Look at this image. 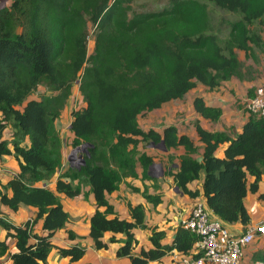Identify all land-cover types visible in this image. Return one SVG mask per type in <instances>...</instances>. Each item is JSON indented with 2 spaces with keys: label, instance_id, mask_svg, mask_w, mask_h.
<instances>
[{
  "label": "trees",
  "instance_id": "16d2710c",
  "mask_svg": "<svg viewBox=\"0 0 264 264\" xmlns=\"http://www.w3.org/2000/svg\"><path fill=\"white\" fill-rule=\"evenodd\" d=\"M133 1L11 0L9 7L0 8V160L11 156L18 166L15 177L0 182V206L12 212L20 207L36 210L33 220L19 225L5 220L0 210V228L6 234L0 240V259L46 264L52 250L72 263L82 259L84 246L51 242L60 231L70 241L83 239L67 229L71 218L60 195L92 196L95 211L88 237L98 251L118 244L115 257L127 258L129 264L159 261L172 251L196 258L195 234L177 224L167 242L165 231L146 226L142 204L128 202L130 219L125 220L108 199L125 180L138 179L137 168L142 180L152 179L148 174L156 156L140 149L162 142L166 151L184 149L176 157V168L169 166L164 174L182 195L202 197L225 224H239L244 231L249 225L245 199L258 193L264 175V118L248 114L235 137L207 131L196 122V141L174 126L162 133L143 131L138 118L183 100L197 84L214 90L241 78L236 51L247 56L260 45L249 26L263 25L264 0H168L153 12H132ZM208 4L228 16L221 15L214 24ZM88 24L94 30L90 53ZM221 28L227 29L225 40L219 37ZM76 82L83 105L70 114V146H89L79 168L69 166L61 173L63 143L56 121ZM39 88L45 93L33 98ZM192 108L209 122L222 115L201 97L193 99ZM8 128L10 139L4 136ZM57 173L54 190L36 186L51 182ZM201 176L200 188L188 189ZM142 197L153 208L162 203L160 194L144 191ZM37 222L42 234L33 232ZM136 229L148 230L147 248L136 239ZM118 235L124 236L123 242ZM8 239L15 241L14 252ZM252 259L264 264V253Z\"/></svg>",
  "mask_w": 264,
  "mask_h": 264
},
{
  "label": "crops",
  "instance_id": "0c3cea01",
  "mask_svg": "<svg viewBox=\"0 0 264 264\" xmlns=\"http://www.w3.org/2000/svg\"><path fill=\"white\" fill-rule=\"evenodd\" d=\"M257 24L261 25L258 22ZM237 53L238 51H236V54ZM241 80H242L241 78H235V77L231 78L228 82L223 83L219 88H216L214 90H209L205 86L197 84L193 90L187 93V95L183 100L173 101V102H177V101L188 100V102L191 104V108H190V111L192 112L191 115L185 116V114H187L188 112L181 111L180 110L181 106L180 104H178L176 106H173L174 108H176V113L178 114V117H171L168 116V114L166 113V116H163V118L159 122L151 121L153 114L156 113V115H158L159 112L157 113V111H160L162 109V112L160 113L162 114L164 113L163 111L164 105H163L158 110L144 114L143 116L144 120H142V123L138 118V124L143 131L154 130L157 133H162L163 129L167 126H174L178 129L179 133H184L187 136H189L190 139L196 141L194 124L198 122L199 125L207 131L225 132L231 137H235L240 132L242 125L244 124L247 118L244 112L241 111L242 106L239 107L238 104L242 105L244 101V97L246 96L245 97L246 99L248 92L250 90L254 91V87H259L264 85V74L260 75L259 79H256V84L251 83V80L249 82L248 80L247 81L246 80L241 81ZM40 90L43 91L39 92ZM42 93H45L44 89L39 88L37 92L33 95V98H37ZM195 97H201L204 100L205 104L209 107L219 108L222 111V115L220 119L216 122H209L199 117L193 111L192 108V101ZM69 101L67 102L64 110L62 111L60 118L56 121V127L58 131L60 128H62L61 123H63L66 120V112L68 111L67 105L69 104ZM70 114L71 111L69 113V116ZM194 121L196 122L194 123ZM70 122H71V117H70ZM11 135H12V130L10 128L6 129L4 132L5 138L10 139ZM69 137L71 139V134ZM196 145L198 146V148L201 147L200 144L198 143H196ZM149 146L152 148L156 147L153 144ZM62 148H63V160H64V144ZM145 149L144 150L140 149V151L145 152L146 151ZM159 149L164 150L161 147H159ZM145 153L147 155H151L148 151H146ZM183 153H184V149L181 147L178 148L177 150H171V151L165 150V157H162L161 160L157 158L154 159L155 163H159L161 165V169L163 171L162 177L165 178L164 182H168L170 184V186L164 184L163 187L158 188L156 192L148 191L149 194L161 195L162 203L159 204L156 208H153L152 206L148 205L143 199V197L138 198V200L135 199L133 197V192L130 189H127L128 191L124 192L122 194V197L119 198L118 195L121 193V189H120L121 185L117 192L108 196L109 202L110 204L113 205L115 212L119 216V219H125V220L130 219L127 210L128 202L132 204H142L146 210V216H145L146 226L156 227L159 230L165 231L169 238L167 242H170L171 238L173 237V231L178 224L177 218L181 216L183 217L186 216L189 213L193 204H195L196 202H202L205 204V200L202 197H198L196 199H190L182 195L179 192V190H177L176 187L173 185L172 179L164 175L165 172L166 171L168 172V170L170 169L169 166L176 168L177 166L176 157H178ZM218 155L221 156V149L219 150ZM151 156H156V155H151ZM169 156L172 157L171 160L172 163L169 162L168 159ZM155 163L153 164L152 168L156 167ZM69 166L70 163L69 165L64 167V164L62 162V168L60 172L61 173L64 172ZM152 168H150L148 174L150 178L155 180L161 179L160 177H156L155 173L152 174L153 171ZM136 172L138 174L137 180H141L140 177L141 172L138 171V168L136 169ZM17 174H18V166L15 159L11 156L3 157L0 160V182L4 185L11 178L15 177ZM58 176L59 173L56 174L55 178L51 182L47 184L40 183L37 184L36 186L39 187L47 186L50 189L54 190V184ZM131 180H133L132 182H137L134 179H127L125 181L130 182ZM201 181H202V176L200 181L189 184L188 189L190 190L199 189L200 188L199 182ZM140 182H142V184L144 185H149V184L150 186L153 185V182L151 180H143ZM86 191L87 188L83 190V192ZM173 194L178 195L180 199L174 198ZM258 195H262V198L260 200L257 198ZM60 198L64 210L69 213L71 218L70 223L67 226V229L73 231L76 235L82 237L83 239L70 241L68 240L66 233L64 231H60L51 237V242L59 247H65L73 244L84 246L85 254L82 257V259H80L78 262L72 263L67 258H60L57 255L56 251L52 250L47 258L46 264H129V260L127 258L115 257L114 254L116 248L119 246L118 244H110L107 250L98 251L94 248L92 240L88 237L89 219L93 214V212L95 211V202L92 196L84 197V195H80L76 198L69 199L60 195ZM245 207L250 216V223L246 228L250 226H258L264 224V175L262 176V179L258 185V193L255 195L249 194L245 199ZM0 210L4 213L3 218L14 225H19L28 220L29 221L33 220L36 213L35 209L27 208V207H20L17 212H12L3 206H0ZM226 225L229 227L230 231L234 234H239L244 231L239 224H231V225L226 224ZM33 232L36 234H42L41 222H37L33 226ZM134 233L140 245H143L145 248H147L149 246L148 230L136 229ZM5 235H6L5 231L0 228V240H4L6 237ZM116 238L121 240V242L124 241L123 235H118L116 236ZM7 242H8L9 250L11 252H14L15 251L14 239H8ZM259 252L264 253V237H260V236H258L256 240H254L245 248L243 264H255L253 263L252 257ZM0 264H12V262L9 258L4 257L0 259ZM149 264H177V263L172 261L170 255H166L159 261L150 262Z\"/></svg>",
  "mask_w": 264,
  "mask_h": 264
},
{
  "label": "rangeland",
  "instance_id": "374dc122",
  "mask_svg": "<svg viewBox=\"0 0 264 264\" xmlns=\"http://www.w3.org/2000/svg\"><path fill=\"white\" fill-rule=\"evenodd\" d=\"M168 0H134L132 3V12H153V11H158L160 9H162L166 4H167ZM11 4V0H0V8H5V7H9V5ZM208 7L210 9L211 12L214 13V15L212 16V21L214 24H216L217 19L223 15L221 14L213 5L208 4ZM223 16H228V15H223ZM250 28V33L251 35H255L258 36L260 38V45L258 47L254 46L253 47V53L251 55H244L242 52L238 51V56L240 58V62H241V81H247L248 82L251 80V83H255L256 84V79L260 78V75L264 74V23L263 25H259L257 23L251 24L249 26ZM222 30L220 31L219 37L222 40H225L226 38V34H227V29L226 28H221ZM93 35H94V30L91 24H88V53L91 52L92 49V41H93ZM78 84V82H76L75 87L73 86L72 89V96L70 98L69 104L68 106V111L66 112V120L61 123L62 128L59 129V134L61 137V140L64 144V160H63V164L64 167H66L67 165H69V161L68 159L72 160V164L70 163V167L69 168H79L82 165V159L83 156L86 155L85 151H87V147H85L84 145H81L77 148H71L70 146V133H69V123H70V116L69 113L72 110H77L79 108L82 107L83 102L81 101V97L79 96V93L76 90V85ZM256 87H254L255 89ZM43 90H40L39 92H42ZM248 91V90H247ZM246 91V93H247ZM246 95V94H245ZM246 97V96H245ZM245 97H244V101L242 103V105L238 104V106H242L241 107V111L244 112V114L246 115V117H248L247 112L245 110ZM175 103V104H174ZM180 104V110L184 111V112H188L187 114H185V116H189L192 114V112L190 111L191 108V104L188 102V100L186 101H177V102H172L169 104H166L163 106V111L164 113H160L162 112V109L160 111H157L158 115L153 114L152 115V119L151 121H156L159 122L163 116H166V113L168 114V116L171 117H178V114L176 113V108H174L173 106H176ZM179 111V112H181ZM144 116V115H143ZM143 116L139 117L140 122L142 123V120H144ZM196 121H194L195 123ZM188 127V126H187ZM146 151H148L151 155H156L157 159H162V157H165V150H160L158 147L152 148L150 146H148L146 149ZM145 151V152H146ZM156 167L152 168V174L155 173L156 177H160L162 179H157L160 181H157L155 179H151L152 182L155 183V185L150 186L149 185H144L142 184L143 181L141 180H136L137 182H132L133 180H131L130 182L128 181H124L121 184V193L118 195L119 198L122 197V194L126 191H128L127 189H129L130 186L135 187L139 190V192H133V197L135 199L138 200V198H142V192L144 191H150V192H156V190L158 188L163 187L164 184L170 186V184L168 182H164V177L163 176V171L161 169V165L159 163H155ZM138 171L140 172V169L138 168ZM150 183V182H148ZM135 185V186H134ZM156 186V187H155ZM174 198H179L178 195L173 194ZM184 199V198H183ZM183 211V210H181ZM178 222L183 219V216L178 217ZM177 222V223H178ZM157 226V225H156ZM156 228V227H155ZM245 251V250H244ZM253 258V257H252ZM252 260V259H251ZM241 264H243V259L241 261Z\"/></svg>",
  "mask_w": 264,
  "mask_h": 264
},
{
  "label": "built area",
  "instance_id": "2783aa9c",
  "mask_svg": "<svg viewBox=\"0 0 264 264\" xmlns=\"http://www.w3.org/2000/svg\"><path fill=\"white\" fill-rule=\"evenodd\" d=\"M247 114L264 118V85L256 87L253 97L245 100ZM178 224L198 237L194 253L182 255L172 251L168 255L177 264H241L245 248L258 236L264 237V224L250 226L234 234L202 202H196Z\"/></svg>",
  "mask_w": 264,
  "mask_h": 264
},
{
  "label": "water",
  "instance_id": "95a60500",
  "mask_svg": "<svg viewBox=\"0 0 264 264\" xmlns=\"http://www.w3.org/2000/svg\"><path fill=\"white\" fill-rule=\"evenodd\" d=\"M84 146L85 147H87V146H89L88 144H84ZM156 147H161V148H163L164 150H165V148H164V146H163V142L159 145V146H156ZM85 153L87 154V151H85ZM69 163H71L72 164V160H70L69 159ZM84 162H83V159H82V164H83ZM150 168H152V166L150 167ZM177 189V188H176ZM178 190V189H177Z\"/></svg>",
  "mask_w": 264,
  "mask_h": 264
}]
</instances>
